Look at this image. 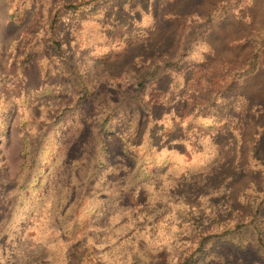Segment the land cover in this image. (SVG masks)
Segmentation results:
<instances>
[{"label": "rangeland", "instance_id": "obj_1", "mask_svg": "<svg viewBox=\"0 0 264 264\" xmlns=\"http://www.w3.org/2000/svg\"><path fill=\"white\" fill-rule=\"evenodd\" d=\"M226 1L0 0V264H127L138 242L164 264L249 215L264 196V66L233 72L264 38V0L215 16ZM75 3L57 19L60 45L48 41L57 8ZM56 57L71 71H44ZM89 170L109 201L77 228L69 198ZM129 182L136 192L119 197ZM210 253L264 264L253 246Z\"/></svg>", "mask_w": 264, "mask_h": 264}, {"label": "trees", "instance_id": "obj_2", "mask_svg": "<svg viewBox=\"0 0 264 264\" xmlns=\"http://www.w3.org/2000/svg\"><path fill=\"white\" fill-rule=\"evenodd\" d=\"M236 3H238V0H227L226 2L221 3L220 7L218 8V11L215 12V16H223L226 13L228 7L234 8L236 7ZM14 5L15 4L12 3V6ZM83 6H85V4L75 3L68 4L65 6V8H57V11L52 16V20H50L48 25L46 26V30L48 31H45V34L47 35V40L56 43V45L59 46L60 41L57 38V25L59 20L57 19L64 14L62 9H68L72 13H77V11ZM258 34L264 33L259 32ZM258 44L259 46L257 47L256 52L248 58L245 65L239 71L233 72V78L241 79L256 72L259 68V64L264 66V60L262 59L264 57V38ZM52 48L54 49L53 46ZM31 55L32 54H30V57ZM30 57H26L25 61ZM57 66L61 67L62 73H68V71H71L69 69V66L59 62V58L57 57L51 59L47 58L46 65L45 67L42 66V68L44 71L47 70L48 72L53 73L55 72ZM74 72L76 71H73V73ZM149 75L152 76L153 74L147 71L146 73L139 76V85H142L145 79L149 77ZM79 86L80 89L83 91V95H90L93 92L92 88L86 83V81L80 84ZM100 125L101 127L104 126L103 121L100 122ZM98 135L99 132L96 131L95 135H93L91 143L94 144L96 142L97 137L101 138ZM156 168L157 167L153 169H138L135 177L145 176L147 178H152ZM112 173H114V171H109L108 173L110 175H108L110 178H112ZM82 179H85V184L82 186V190H79L78 187H76L75 192L69 198L70 206L68 211L70 214L73 215V223L75 226L77 225V228L87 227L92 216L100 210V207L103 206L105 202L109 201L108 197L106 198L101 195L99 196V190H96L91 194V189L89 188V186H91L92 183L95 184L98 178H95V176L90 170ZM103 181H105L103 184H107L108 182H110V180L107 182L105 178L103 179ZM129 183L125 184L124 186L118 189L119 197L125 196L130 192L132 194L136 192V188H133L134 184ZM126 201L128 202V198L126 199ZM84 211H88L90 215L87 217L84 216ZM38 224L39 227H42L43 225L41 222H39ZM40 233L46 238L45 239L41 236L40 239L45 243V246H43V250H41V254H45L46 252L49 253V251L52 250L51 245H49V243L51 242V236L47 231H45V229H41ZM226 242H232L240 249L247 248L248 246H253L255 250L264 257V196H261L258 200H255L250 205V212L248 216L233 222L230 220L225 221L222 225L221 231L219 232H206L202 234H196L194 245L191 248H185L183 250V253L179 256L178 260L171 253H165V255L163 254V257H165L164 264H196L200 261H202L204 264H210V260L213 258V255L210 253L211 246L217 243ZM59 247H62V244H60ZM217 247H219V245ZM87 249L88 248L86 247L84 248V254H86ZM161 250L155 249V245L144 246L141 242H138L137 244H134L131 248V252L129 253L130 259L127 260V264H152L156 261V259L159 258L158 255L161 253ZM87 254L89 255V251ZM216 259H222L221 255H217Z\"/></svg>", "mask_w": 264, "mask_h": 264}]
</instances>
